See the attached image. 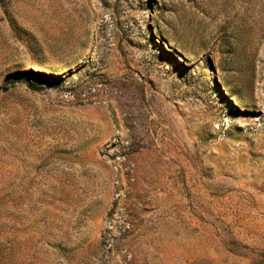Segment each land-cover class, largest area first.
<instances>
[{"label":"rangeland","instance_id":"obj_1","mask_svg":"<svg viewBox=\"0 0 264 264\" xmlns=\"http://www.w3.org/2000/svg\"><path fill=\"white\" fill-rule=\"evenodd\" d=\"M0 264H264V0H0Z\"/></svg>","mask_w":264,"mask_h":264},{"label":"built area","instance_id":"obj_2","mask_svg":"<svg viewBox=\"0 0 264 264\" xmlns=\"http://www.w3.org/2000/svg\"><path fill=\"white\" fill-rule=\"evenodd\" d=\"M127 133L128 131L121 127H114L111 136L98 150L100 159L111 169L113 185L116 187L113 199L116 201L124 197L121 180L124 178L132 180L131 175L134 169V163L129 154L130 144Z\"/></svg>","mask_w":264,"mask_h":264},{"label":"crops","instance_id":"obj_3","mask_svg":"<svg viewBox=\"0 0 264 264\" xmlns=\"http://www.w3.org/2000/svg\"><path fill=\"white\" fill-rule=\"evenodd\" d=\"M94 163H96L95 168L99 169L100 171V176L99 178H95L93 175L94 173L96 174V171L92 172L91 170V174H90L91 180L95 182L99 181L100 185H103L105 187L107 193L111 192L113 175H112L110 167L104 161H102L99 157L94 158Z\"/></svg>","mask_w":264,"mask_h":264},{"label":"trees","instance_id":"obj_4","mask_svg":"<svg viewBox=\"0 0 264 264\" xmlns=\"http://www.w3.org/2000/svg\"><path fill=\"white\" fill-rule=\"evenodd\" d=\"M30 89H31V90H36V88H34L33 86H30Z\"/></svg>","mask_w":264,"mask_h":264}]
</instances>
